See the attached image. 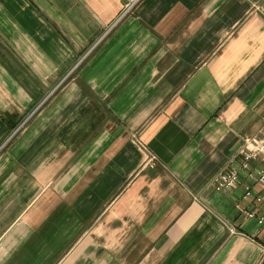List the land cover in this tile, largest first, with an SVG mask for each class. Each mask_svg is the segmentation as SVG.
<instances>
[{
    "label": "crops",
    "instance_id": "crops-1",
    "mask_svg": "<svg viewBox=\"0 0 264 264\" xmlns=\"http://www.w3.org/2000/svg\"><path fill=\"white\" fill-rule=\"evenodd\" d=\"M123 6L0 0V264H264V0Z\"/></svg>",
    "mask_w": 264,
    "mask_h": 264
},
{
    "label": "built area",
    "instance_id": "built-area-1",
    "mask_svg": "<svg viewBox=\"0 0 264 264\" xmlns=\"http://www.w3.org/2000/svg\"><path fill=\"white\" fill-rule=\"evenodd\" d=\"M125 1L124 9L113 25L132 13L142 0ZM20 129H17L13 135ZM238 156L242 159L240 170L246 171L245 179L249 182L244 185L241 197V201L245 204L237 203L236 209L246 219L255 220L259 228L264 231V214L261 212L264 207V167L255 173L249 172L250 162L255 161L258 157H262L264 161V126L257 136L243 139ZM240 179L238 170L229 168L218 172L211 179L210 185L217 192H226L237 188L241 184ZM257 186L260 187V190L255 189ZM247 206H253V208L250 209Z\"/></svg>",
    "mask_w": 264,
    "mask_h": 264
},
{
    "label": "rangeland",
    "instance_id": "rangeland-1",
    "mask_svg": "<svg viewBox=\"0 0 264 264\" xmlns=\"http://www.w3.org/2000/svg\"><path fill=\"white\" fill-rule=\"evenodd\" d=\"M123 3L125 4L126 3V1L125 0H123ZM123 9H124V6H123V8H122V10H121V12L123 11ZM121 12H120V14H121ZM119 14V15H120ZM118 15V16H119ZM118 18V17H117ZM42 108V104H40L39 103V105H36L31 111H30V113L27 115V117L22 121V123L18 126V128L17 129H20V131L19 132H17V133H15L14 135H12L11 137L13 138V137H15V135H17L18 133H20L27 125H29V123L31 122V120L33 119V118H35V116L37 115V113L39 112V110ZM264 126V125H263ZM263 128V127H262ZM16 129V130H17ZM15 130V131H16ZM14 131V132H15ZM255 136H257V135H255ZM255 136H253V137H255ZM12 138H10L8 141H11V139ZM248 138H252V137H248Z\"/></svg>",
    "mask_w": 264,
    "mask_h": 264
}]
</instances>
